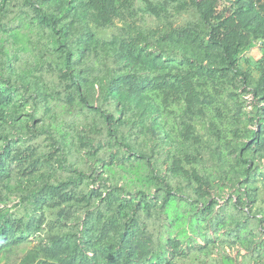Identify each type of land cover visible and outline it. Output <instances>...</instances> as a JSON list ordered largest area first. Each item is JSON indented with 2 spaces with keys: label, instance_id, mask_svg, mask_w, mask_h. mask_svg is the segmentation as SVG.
<instances>
[{
  "label": "rangeland",
  "instance_id": "1",
  "mask_svg": "<svg viewBox=\"0 0 264 264\" xmlns=\"http://www.w3.org/2000/svg\"><path fill=\"white\" fill-rule=\"evenodd\" d=\"M200 1L0 0V264H264V12L235 75Z\"/></svg>",
  "mask_w": 264,
  "mask_h": 264
},
{
  "label": "trees",
  "instance_id": "2",
  "mask_svg": "<svg viewBox=\"0 0 264 264\" xmlns=\"http://www.w3.org/2000/svg\"><path fill=\"white\" fill-rule=\"evenodd\" d=\"M210 1L211 0H201L200 2L206 4V2ZM93 2L102 18H104L105 20H109L112 16L111 14L113 0H93ZM255 3L257 4L259 11L264 12V4L261 3V0H251V2L248 4H242L237 9V11L233 13H230L231 7L224 4L223 9L221 11H215L212 17L210 16L209 19L211 31L208 34V39L212 44L219 46L222 49V52L227 60V65L235 75L241 74L237 68L236 55L240 51V49L244 48L248 44V37L242 32L239 21L236 20V15L241 16L242 14L248 12V10H252L255 6ZM206 16L208 18V15ZM41 21L44 24L52 26V24L44 17H41ZM213 21L215 22L214 24L211 23ZM125 81H127V78L120 79V82L116 85V87H119L120 84ZM1 84H3V82L0 78V86ZM8 88V86L2 87L0 93L5 94ZM104 115L107 117L106 114ZM141 158L147 160V158L143 155H141ZM41 191L42 188L34 189L23 200L27 201L33 199Z\"/></svg>",
  "mask_w": 264,
  "mask_h": 264
},
{
  "label": "built area",
  "instance_id": "3",
  "mask_svg": "<svg viewBox=\"0 0 264 264\" xmlns=\"http://www.w3.org/2000/svg\"><path fill=\"white\" fill-rule=\"evenodd\" d=\"M261 3L264 4V0H261Z\"/></svg>",
  "mask_w": 264,
  "mask_h": 264
}]
</instances>
